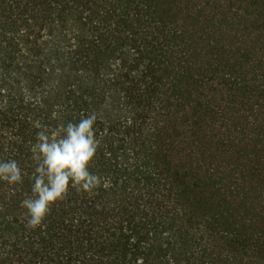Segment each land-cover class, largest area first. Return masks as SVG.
I'll return each mask as SVG.
<instances>
[{"label": "trees", "instance_id": "trees-1", "mask_svg": "<svg viewBox=\"0 0 264 264\" xmlns=\"http://www.w3.org/2000/svg\"><path fill=\"white\" fill-rule=\"evenodd\" d=\"M95 113L91 194L26 226L30 147ZM0 264H264V0H0Z\"/></svg>", "mask_w": 264, "mask_h": 264}, {"label": "clouds", "instance_id": "clouds-1", "mask_svg": "<svg viewBox=\"0 0 264 264\" xmlns=\"http://www.w3.org/2000/svg\"><path fill=\"white\" fill-rule=\"evenodd\" d=\"M97 119L92 113L55 129L39 121L33 123L37 132L35 143L30 147L35 163L30 177L31 194L21 201L28 228L42 227L52 206L63 201L70 190L91 194L101 185L102 178L89 171L101 143L94 127ZM0 181L10 186L23 182L16 160L0 161Z\"/></svg>", "mask_w": 264, "mask_h": 264}]
</instances>
